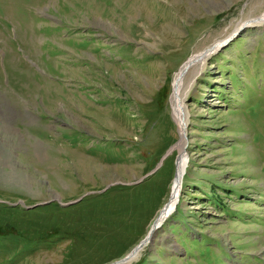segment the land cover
Segmentation results:
<instances>
[{
    "label": "rangeland",
    "instance_id": "374dc122",
    "mask_svg": "<svg viewBox=\"0 0 264 264\" xmlns=\"http://www.w3.org/2000/svg\"><path fill=\"white\" fill-rule=\"evenodd\" d=\"M263 15L264 0H0V203L21 206L0 208V264H116L185 155L177 206L129 264H264Z\"/></svg>",
    "mask_w": 264,
    "mask_h": 264
},
{
    "label": "bare ground",
    "instance_id": "6f19581e",
    "mask_svg": "<svg viewBox=\"0 0 264 264\" xmlns=\"http://www.w3.org/2000/svg\"><path fill=\"white\" fill-rule=\"evenodd\" d=\"M250 23L252 24L264 23V15L258 17L257 19L253 20ZM207 58H208V55L206 56L205 54H201V55L196 54V58L190 61L185 66L184 72H182V74L179 75L177 79L176 92H175L177 96H176L175 108L178 111V114H179L178 120L182 128H184L189 118V111L186 105V94L188 90L190 89V85H191V83L189 82V77L192 74L193 68L195 67L194 69L195 70L198 69L197 71H199V69H201L202 66L205 64V61H207ZM195 63L197 64L195 65ZM181 147L183 151V149L185 148L184 143L182 144ZM185 158H187V155H185L184 157L181 156L179 158L178 176L175 181L173 196L170 199V201L166 204L164 209L162 210L159 218L157 219L155 225L151 228L148 236L146 237V239L143 241L141 245L135 248L130 254L125 256L122 260L118 261L116 264H129L132 261L136 260L141 255L144 248L147 245H149L152 242V240L155 238L158 229H160L161 225L164 223L167 216L170 215L172 210L177 206L180 193L182 191L181 188L183 185L187 165H188V162L186 161Z\"/></svg>",
    "mask_w": 264,
    "mask_h": 264
},
{
    "label": "trees",
    "instance_id": "16d2710c",
    "mask_svg": "<svg viewBox=\"0 0 264 264\" xmlns=\"http://www.w3.org/2000/svg\"><path fill=\"white\" fill-rule=\"evenodd\" d=\"M95 196H97V195H95ZM89 197H91L90 199H92L94 196H89ZM89 197H88V199H89ZM81 201H83V199L81 200ZM80 201V202H81ZM5 205V204H4ZM6 206V205H5ZM5 206H3V204L2 203H0V208H2V207H5ZM18 207H21L20 205H18V204H16V205H12V206H6V209L7 210H10L11 212H13V211H20V208H18ZM25 210V209H24ZM19 232H21V233H23V231L21 230V229H17Z\"/></svg>",
    "mask_w": 264,
    "mask_h": 264
},
{
    "label": "water",
    "instance_id": "95a60500",
    "mask_svg": "<svg viewBox=\"0 0 264 264\" xmlns=\"http://www.w3.org/2000/svg\"><path fill=\"white\" fill-rule=\"evenodd\" d=\"M79 200H82V198H80ZM78 200V201H79ZM35 207H37V205H32L31 207H29V208H35ZM141 244V243H140Z\"/></svg>",
    "mask_w": 264,
    "mask_h": 264
}]
</instances>
